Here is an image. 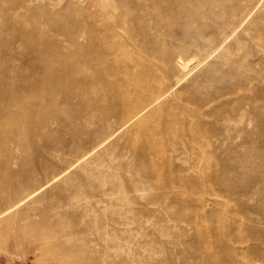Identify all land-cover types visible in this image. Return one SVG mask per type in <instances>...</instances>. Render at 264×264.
<instances>
[{
	"label": "rangeland",
	"instance_id": "1",
	"mask_svg": "<svg viewBox=\"0 0 264 264\" xmlns=\"http://www.w3.org/2000/svg\"><path fill=\"white\" fill-rule=\"evenodd\" d=\"M97 1L0 0V77L54 44L62 49L49 62L70 55L79 65L81 18L92 12L97 33L109 25ZM115 1L114 39L141 36L134 12ZM251 1L204 0L202 18L210 2L220 11L243 2L253 11L233 32L243 16L223 10L235 23L210 37L211 21L191 20L183 3L145 0L157 16L145 20V53L142 43L119 47L115 83L133 101L142 90H171L127 124L100 123L96 93L57 84L3 93L10 86L0 79V212L26 199L0 219V264H76L80 246L70 248V238L91 241L101 264H264V0L255 8ZM163 6L177 16L165 20ZM208 36L210 45L196 48ZM178 46L201 60L219 47L182 79L177 53L168 59ZM113 85L101 80L105 97L117 94ZM209 91L212 102L197 114L182 108ZM27 95L36 104L22 102ZM128 229L129 254L112 246L124 244Z\"/></svg>",
	"mask_w": 264,
	"mask_h": 264
},
{
	"label": "bare ground",
	"instance_id": "2",
	"mask_svg": "<svg viewBox=\"0 0 264 264\" xmlns=\"http://www.w3.org/2000/svg\"><path fill=\"white\" fill-rule=\"evenodd\" d=\"M170 1H171V4L176 5V7L178 5H180V3H183L186 10L188 11L189 18L191 20L202 18L200 15V7L203 4L204 0H170ZM261 1L262 0H253L250 2V5L254 4L253 8H255L256 5H258ZM93 3H95V1ZM97 4L99 7V11L103 14V16L107 17L108 20H106V22L109 25L103 24L104 30L101 33H97V32H94L95 26H97V24H96L97 22L92 20V17H91L92 12L90 13L88 10V15L81 18L80 27H79V30H80L79 34L81 35L83 40H82V43L80 44V47H79V52H80L79 56L81 58L79 65L74 63V59L70 55L66 56L64 58V60H61L60 63L49 62V59H48L49 56L48 55L50 54V52H53L56 49L61 50L62 49L61 46H57L54 44L53 46H50L47 48L45 47V49L35 48L31 52V57L35 58L36 62L32 63L28 60V61L24 62L21 66L5 72L3 74V76L0 77V79H2V83L6 84L7 88H8V86H10V90L9 89L3 90V93L13 92L14 90H16L20 93L31 92L33 90V88H47L53 84H57L60 86H65V85L69 86L71 89V93L79 91L80 95H88L90 92H92L94 94L96 93L100 97L99 99L94 101L96 108H98V111L101 113L100 120H99L100 123L108 122V119H110L111 117H116L119 120L125 119L126 122L124 124H127L128 122L130 123V121L134 117H136L137 115L139 116V114H142L148 108L153 107L155 104L159 103L161 101V98L166 94V92L171 90V87L169 89H167L165 91V93L161 94L160 96L154 95L152 93V91H147L146 94H145V90L136 92L137 96L135 97V99L133 101V100H131V99H129L123 95L124 94L123 93V88H124L123 82L120 83L119 84L120 86L118 87L117 86L118 84L116 85L115 82L117 81V83H119L121 81L114 79V77H117L116 75L121 73V70H122V66H121L120 62L116 59V51L118 50V48L125 45L126 43H129L131 45H136V44L138 45V43H142V46L144 48V53H145V20H147L148 16H150L152 19L155 20L157 18V16L148 13V7H150V5L148 3H145V0H123L122 2L120 1V6L121 5L125 6L134 12L133 20L136 23V26L142 32L141 36L136 35L137 36L136 38H133V39H131V41L127 42L126 41L127 37H126V39H122L121 37L119 38V40L114 39V36L117 34L119 27H121V25L118 24V22L116 21V17H117L116 12L118 10V6H117L116 1L111 0V2H109L107 0H98ZM180 6L182 9L184 8L182 5H180ZM89 7H92V6L89 5ZM214 7H215V5L210 2V4H208L205 7L204 13L202 12L204 14L202 19H204V20L209 19L211 21L210 37L215 36L217 29L218 30L222 29L224 31L229 24L235 23L234 19L231 21L230 19L226 18V16L223 13L224 12L223 10L230 11L232 13L233 18L236 16H239V17L241 15L243 16L242 19H240V24L237 25V27L233 30V32H235L241 26V24L249 17V15L252 11V10L251 11L249 10L247 12L248 7L243 2H235V4L233 6L231 5L228 8H225V6H224L222 11H220L216 8V7H219V4L216 5L215 8ZM163 8L165 11V15H163L165 20H167V18H168L167 16H173V17L177 16L176 12H171L170 9H167L165 6H163ZM201 11H202V9H201ZM83 13H84V11H83ZM161 17H162V15L160 16V18ZM188 22H191V21H188ZM188 22H185V24ZM76 34H78V33H76ZM210 37L209 36L204 37L203 40H202V38H199L198 40H196L197 41L196 42V48L203 49V48L207 47L208 45H210V43L212 42L209 39ZM110 38H112V39H110ZM223 43H224V41H222L220 43V45H222ZM218 47L212 48L210 50V51L213 50L211 53H209L210 51H208L209 54L207 56H205L204 59L201 60V59L197 58L196 54H194V53H192V56L190 54L189 57H185V55H187V53H188V50L184 47L178 46L175 48H171V50H169V55H168L169 58L168 59L171 60L173 58V56L177 53V55H176L177 56V60H176L177 61V67L184 74V76L182 77V79H184V77H186L195 68L197 69L199 66L201 67V65L203 63H205L206 60H208V58L217 50ZM67 49H71L70 46H67ZM104 59L107 61L109 66H107L105 63L103 65ZM79 67H80V69H79ZM207 69H209V68H206L205 70H207ZM170 72H171V70L169 71V73ZM182 73H180V74H182ZM40 76H42V77H40ZM104 77L109 78L110 81L114 82L113 92H117V94L112 95V96L108 95V97H105L102 90L100 89L101 80ZM33 79H35L34 83L31 81ZM182 79L178 80L176 85L177 84L179 85V83H180V81H182ZM159 82L160 81H158V84H159ZM213 95L214 94H212L210 91L205 92V94L200 93L198 101H195V100L194 101H187V105L185 104L182 108L191 114H197V112L200 110V108L207 106L210 104V102H212ZM85 97H87L86 98L87 104L85 106H88L89 96H85ZM22 102H28V103L36 104V102L34 101V97L32 95H27L25 97L23 96ZM108 102H111L113 105H112V109L109 108L106 111V110H104V108ZM91 103H93V102H90V104ZM132 112H134L136 114L131 116L130 114ZM129 115L131 117H129ZM88 117H89V113L85 119V121H87L89 123L92 118L89 119ZM174 117H175V114L172 113L169 116V120L168 119L165 120L166 123L171 122V120H173ZM251 120H253V119H251ZM97 122H98V120H97ZM250 122H252V121H250ZM151 151H152V149L148 148L147 150H145V154H147V153L149 154V153H151ZM84 171H85V168H84ZM86 172H87V170H86ZM63 174H64V172H63ZM75 186H77V185H75ZM69 188H71V187H69ZM75 194H76V192H75ZM30 195L31 194L28 195L29 198H30ZM70 195L72 196V194H70ZM24 199L25 198L21 199L20 201L12 204L11 206L6 208L5 210L1 211L0 212V219L2 217H4L6 214L12 213L11 208H13L15 206H16V208L19 207L22 204L21 201ZM79 199H78V201H79ZM16 208H14V209H16ZM20 212L22 213V211H20ZM17 214H19V213L17 212ZM11 218H13V217H11ZM23 220H24V218L22 219V221ZM132 223L131 222H126V223L122 222L121 225L128 226ZM35 225H36V227H42L43 226L42 223H36ZM125 231H127V232L125 233V235H123L124 240L122 242H124V241L126 242V240L129 239L128 238L129 233L132 236V233L129 231V229L125 230ZM56 236L60 238L62 236V234L57 233ZM59 238H57L58 240L56 242L60 241ZM128 241L129 240H127V242ZM115 242H113V245H112L113 248H117L116 250H119L120 252L121 251L124 252V250H126L124 247L128 246L127 242L126 243L124 242V244L122 243V245H116ZM66 243L69 244L70 248H73V247L76 248V247L80 246L79 247L80 252L78 253V256L75 257L74 263H76V264H101V263H98V257H99L98 253L99 252L97 249H93V246H95V245L92 244L91 241L89 242L86 239L80 240L77 238H70L66 241ZM119 243H121V242L119 241ZM120 252H118V253H120ZM126 252L128 253L129 249H127ZM120 254H122V253H120ZM123 256H124V254H123Z\"/></svg>",
	"mask_w": 264,
	"mask_h": 264
}]
</instances>
